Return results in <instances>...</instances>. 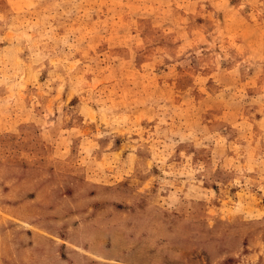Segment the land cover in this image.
<instances>
[{
  "label": "rangeland",
  "instance_id": "1",
  "mask_svg": "<svg viewBox=\"0 0 264 264\" xmlns=\"http://www.w3.org/2000/svg\"><path fill=\"white\" fill-rule=\"evenodd\" d=\"M0 264H264V0H0Z\"/></svg>",
  "mask_w": 264,
  "mask_h": 264
}]
</instances>
